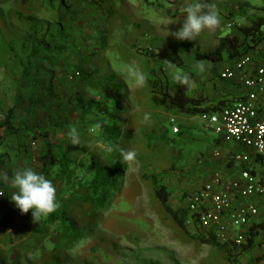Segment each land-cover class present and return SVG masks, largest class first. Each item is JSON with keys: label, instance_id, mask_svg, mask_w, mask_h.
<instances>
[{"label": "rangeland", "instance_id": "1", "mask_svg": "<svg viewBox=\"0 0 264 264\" xmlns=\"http://www.w3.org/2000/svg\"><path fill=\"white\" fill-rule=\"evenodd\" d=\"M190 2L193 0H0V123L16 100L18 103L13 121L16 130L12 135L2 130L5 139L0 154L7 151L10 155L4 167L19 159L31 160L28 155L48 139L38 135L43 118H17L27 114L32 104H52L65 122L77 119L89 100L95 99L112 116L111 121L109 125L100 123L109 118L96 116L100 110L95 107L85 124L69 122L70 129L82 133L80 143L73 145L77 149L72 157L88 163L93 155L100 165L119 161L123 170L120 181L109 191L106 209L92 208L85 184L69 202V217L77 223L81 239H60L55 226L39 227L35 233V225L32 221L27 225L16 206L6 213L2 204L0 212L7 218L0 215V264H264V235L240 255L203 244L193 230L187 228L189 236L178 226L154 193L155 175L171 191L172 209H184V193L201 183L190 182L192 169L204 164L200 161L216 148L211 143L219 140L199 116L180 112L162 93L165 86L170 94L178 87L166 61L174 63L178 55L183 66L174 63L176 70L191 77L195 95L210 85L216 91L210 82L220 64L207 61L210 67L201 74L196 54L213 51L220 37L237 31L236 17L264 15V0H203L216 4L219 27L204 31L195 41L177 40L169 33L182 26L183 7ZM243 2L251 6L245 14H241ZM58 23L62 35L53 41L51 53L43 52L26 73L27 54L50 41L48 28ZM229 62L224 59L223 65ZM129 64L146 74V86L136 88L126 82ZM76 72L83 76L72 83L68 77ZM115 96L120 107L113 102ZM145 114L150 117L147 122ZM172 118L179 134L173 132ZM221 145L234 147L232 143ZM120 149L135 151V161L125 163ZM0 190L5 193L0 199L9 201L11 187L0 181Z\"/></svg>", "mask_w": 264, "mask_h": 264}, {"label": "trees", "instance_id": "2", "mask_svg": "<svg viewBox=\"0 0 264 264\" xmlns=\"http://www.w3.org/2000/svg\"><path fill=\"white\" fill-rule=\"evenodd\" d=\"M249 6L250 5L248 3L243 2L240 5V8L244 11H248L247 9ZM247 21V25L241 26L239 28L243 38L235 35L221 37L219 39L218 46L213 51L198 52L196 54V59L198 61L222 62L226 58L227 61L232 62L238 59L241 55L250 53L253 49L259 47L264 42V15L247 16ZM60 24L58 23L55 28H51V26L48 28V33L51 34L50 41L48 40V42H45L44 46H42L41 48L32 49L27 54L26 59L28 63L24 67L26 73L29 72V68H31L30 66H33L34 61L43 55V52H47L49 54L51 53L52 46L54 44L53 41H56L58 37L62 35V26H60ZM173 61L176 65L183 66V63L178 58V55L174 57ZM79 73L81 74L80 78L70 80V76L74 74L72 73L68 77V80L72 83L79 81V79H81L83 76L82 72ZM190 92L191 91H187L185 88L178 85V88L174 91V93L170 94L166 86L164 87L162 93L169 98L171 104L175 106L180 112L191 116H199L204 113H212L220 109L219 105H204L202 103L204 102V99H195L190 96ZM113 102L117 107H120V102L116 96L114 97ZM17 106L18 103L16 100L15 106L9 110L5 117V120L0 123V148L4 144L5 139V136L2 134V130L6 129L8 131H11L12 133L10 135H12L16 130V124H14L13 121L16 118ZM95 107L99 108L100 110L95 113L96 116L98 114H102L103 116L104 114L106 116V119L109 118L108 120H103V122L101 121L100 123L109 125L111 121L110 117L112 116L104 113L103 106H101V103L97 102V100L95 99L89 100L88 106L84 108L83 113L79 115L77 119L73 118V120L71 119L70 121L63 122V119L61 120L59 111H56L55 107H53L52 104L49 103L45 104L44 106L38 107H35L32 104V108L29 110V112H27V114L20 116L18 115L17 117L18 119H21L24 116L28 118L36 116L37 118H43L45 121L44 125L39 127L38 135L40 137L44 136L48 138L46 142H44V149L50 153V157L52 160L44 166V173L47 174L48 179H50L57 188L56 197L57 202L60 205L57 211L45 218H42L36 223L34 227V231H36L35 233L38 232L39 227L55 226L58 229V237L60 239H81V232L78 229L77 223L73 222L70 219L68 211V207L70 205L69 202H71L72 199H75L78 196L77 189L85 184L87 191L86 200L89 202L93 209L104 210L106 209V203L110 200L108 198L109 191L116 186V184L122 177L123 170L120 167L121 164L119 163V161H116V163H114L113 165H100L95 156L90 155V153L87 151L86 153L90 155L88 158L89 162L86 163L87 161L84 160L82 163L81 160L79 162L76 161L71 155L75 147L70 142L68 136V132L70 130L69 122L75 121L76 124H85V119L90 116L92 108ZM38 110H41V112H38ZM38 113H40L41 115L39 116ZM58 119H60V121ZM50 123H53L54 125H50ZM71 125L75 124L72 123ZM52 128H55L53 132ZM52 133H64V141L51 142L49 138ZM81 136L82 133L79 134V137ZM84 150L86 149L84 148ZM7 156V152H2L0 154V162H2V160H4L3 158ZM79 164H81V166H78ZM84 172L86 173L84 174ZM57 181L58 184H56ZM152 183L154 186L155 196L165 208V211L169 215H171L178 226L188 234L186 225V221L188 219L187 210L185 208H180L178 210L172 209V207L170 206V198L172 193L161 179L154 175L152 176ZM59 184H61V188ZM30 224V222H27V225ZM188 235L192 236L190 234ZM247 235L248 242L245 246H243L241 253L252 248L255 241L259 237L258 229L251 227V229H249V231L247 232ZM197 239H199L203 244L211 245L218 248L219 250L227 249V252H230V254L233 253L234 255L235 253H238V249L236 247L231 246L230 244L218 243L214 237L206 238L198 236Z\"/></svg>", "mask_w": 264, "mask_h": 264}, {"label": "built area", "instance_id": "3", "mask_svg": "<svg viewBox=\"0 0 264 264\" xmlns=\"http://www.w3.org/2000/svg\"><path fill=\"white\" fill-rule=\"evenodd\" d=\"M253 65L254 55L250 52L223 69L219 77L239 81L246 94L216 112L200 115L201 121L219 136V143L234 145L228 148L227 162L244 167L251 162L247 149L264 155V62L253 75L247 76L246 71ZM80 77L81 74L76 72L69 79ZM170 122L173 132L178 134L180 129L176 120L172 118ZM213 156L221 158L223 154L217 149ZM236 197L243 203L236 206ZM254 197H264V182L249 168H242L239 178L231 181H224L222 174L217 172L210 183L184 194L188 213L186 225L203 237H214L218 243L230 244L241 252L248 242L247 228L259 215L258 208L247 201Z\"/></svg>", "mask_w": 264, "mask_h": 264}, {"label": "crops", "instance_id": "4", "mask_svg": "<svg viewBox=\"0 0 264 264\" xmlns=\"http://www.w3.org/2000/svg\"><path fill=\"white\" fill-rule=\"evenodd\" d=\"M245 3H248V2H245ZM250 7L251 6L248 7V9H247L248 11L247 12H249V8ZM242 11L243 12H241V14L242 13L245 14L244 10H242ZM249 14L250 13H248V15ZM242 15H240L241 17L240 16L236 17V19L233 20L237 25L235 26L233 24L232 28L235 26L237 31L232 32V33H228L226 36H230V35L234 36L235 35V36H239V37L243 38L239 28L241 26L247 25V24L243 23V20H246L247 16H242ZM226 36H222V37H226ZM217 46H218V44H217ZM252 52H253V55H254V65L252 67H250L246 71L245 74L247 76L253 75L255 69L258 66L263 64V62H264V42L259 47L253 49ZM224 58H225V56H224ZM212 63L220 64L219 70H216L215 80L210 82V84L215 85V87H217L218 90L212 91V88L214 86L212 87L210 85V87H207V88L205 87L203 89L204 93L200 92V93H197L195 95L196 91H194V86H193V89L190 92V96L195 98V99H200V100L204 99V102H202V103L204 105H206V106L219 105L220 106L219 108H222L223 106L231 104L237 99L243 98L244 95L246 94V90H245V88L242 86V84L239 81H237V80H222L219 77L220 72L223 69H225L228 65L232 64L233 62H229L228 65H226V64L223 65L224 61H222V62H212ZM38 115L40 116L41 114L38 113ZM199 119H200V115H199ZM63 134L64 133H55L54 134L55 137L53 136L52 138L50 137L49 139H50L51 142H57V141L58 142H62V141H64ZM57 135H60V136H57ZM59 137H61L60 141H59ZM214 141L215 142L211 143L212 146L213 147L216 146L215 150H217V149L220 150L222 152L223 156L221 158H215L213 156V152L214 151H212V152L209 153L208 157H206L205 160L202 159L200 162H204V164H202L201 166H198L195 170L192 169L193 170V174L189 177L190 179H192V180H190V182L191 181H193V182L194 181H199L201 183L196 185V186H194V187L191 186L187 190H199L200 188H202L206 184L210 183L213 180V175L215 173H217V172H220L222 174V176L224 178V181H231V180L237 179L240 176V171H241L242 168H249L252 171L254 176H256L260 181L264 182V155H257L253 149H247L246 151L251 156L250 164L247 167L237 165V168H235L234 167L235 165L230 164L229 162H227L228 149H226V147L221 145V143H219V140L215 139ZM45 142H46V140H45ZM44 145H45V143H44ZM44 145L42 147H40L38 149V151L31 152L28 155L31 158V160L26 161L27 159L26 160L19 159V161L17 160V162L13 163V165H10V166L7 165L6 167H4V166H5V164L9 163L10 155H9V153L7 151H2V152H7L8 156L3 158L4 160H2V162H0V173H5V172L8 171L7 175L9 177V181L8 182H5L3 180H0V181H2L4 183H7L11 187L10 195L15 191V189L11 186L10 178L12 177L13 173L16 170H18V169L22 170L25 167H31L34 170H36L37 172H40V173L44 174L46 176V178H48L47 174L44 173L45 172L44 171V168H45L44 166L46 164H48V162H50L52 159L50 157V153L47 152L44 149ZM74 150H75V148H74ZM71 155H73V153ZM35 157H37L38 159L35 158ZM35 159H37V161ZM56 190H57V188H56ZM0 192H2V190H0ZM4 195H5V193H4ZM0 197H2V196H0ZM234 200H235L234 203H235L236 206L243 203V200L239 199L238 197H236ZM247 201L252 203V204H254L258 208V211H259V215L251 221V225H250L249 228H247V230L251 229V227H254L255 229H258L259 237L262 238V236L264 235V197H254V198H251V199H249ZM247 201H245V202H247ZM0 204H1L0 207L2 206V204H4L3 206H4V209H6V213L13 206H16L15 203L11 201V198H10L9 201L0 199ZM6 213H4V211H1L0 215H3V218H4ZM5 218H7V217H5ZM23 219L24 220L27 219L26 222H30V223L32 221V225L33 226L36 225V223H37V222L33 221L31 210L27 214H24ZM23 223H22V226H23ZM190 229L193 230V228H190ZM193 231L197 234V237L201 236L195 230H193ZM206 238H210V237H206ZM237 254L240 255V254H243V252L242 253L238 252Z\"/></svg>", "mask_w": 264, "mask_h": 264}, {"label": "clouds", "instance_id": "5", "mask_svg": "<svg viewBox=\"0 0 264 264\" xmlns=\"http://www.w3.org/2000/svg\"><path fill=\"white\" fill-rule=\"evenodd\" d=\"M185 19L182 26L175 32L169 33L177 40L195 41L204 31H214L219 27L220 14L215 3H205L203 0H193L183 7ZM173 81L185 88L187 91L193 89L191 77L182 71H177L174 63L166 61ZM206 67H210L209 62L199 61L198 71L203 74ZM126 82L132 87L142 88L147 84L146 74L135 64H129L125 68ZM149 114L143 117L144 122L149 120ZM68 136L73 145L80 143V138L75 127H72ZM120 154L125 163H132L136 159V152L120 149ZM0 180L9 181L7 173H0ZM11 186L15 191L11 194V201L22 214H27L30 210L34 222L57 211L60 207L56 197V187L53 182L40 172L31 167L16 170L10 178ZM4 193L0 192V196Z\"/></svg>", "mask_w": 264, "mask_h": 264}]
</instances>
